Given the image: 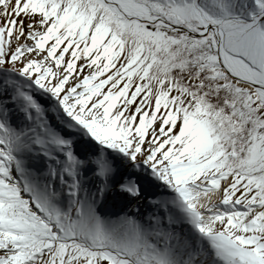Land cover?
<instances>
[{"label": "snow or ice", "instance_id": "snow-or-ice-1", "mask_svg": "<svg viewBox=\"0 0 264 264\" xmlns=\"http://www.w3.org/2000/svg\"><path fill=\"white\" fill-rule=\"evenodd\" d=\"M0 264H264V0H0Z\"/></svg>", "mask_w": 264, "mask_h": 264}]
</instances>
